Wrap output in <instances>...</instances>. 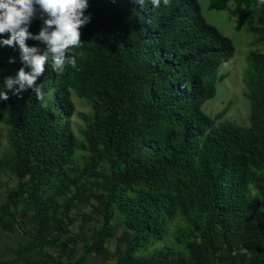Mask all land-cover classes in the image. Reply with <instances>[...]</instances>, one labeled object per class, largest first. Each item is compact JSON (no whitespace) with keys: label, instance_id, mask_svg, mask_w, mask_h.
Wrapping results in <instances>:
<instances>
[{"label":"trees","instance_id":"1","mask_svg":"<svg viewBox=\"0 0 264 264\" xmlns=\"http://www.w3.org/2000/svg\"><path fill=\"white\" fill-rule=\"evenodd\" d=\"M230 2L234 16L248 9L238 17L237 30L252 8L258 10L261 24L245 30L264 41V0H208V9ZM88 4L85 15L91 19L80 29L82 45L72 49L77 67L57 73L49 62L36 82L45 95L52 91V103L43 105L31 88L19 96L5 88L6 77L21 67L30 72L31 65L21 61L18 44H0V91L9 96L0 100L10 126L9 167L27 177L39 216L35 240L54 243L61 230L48 224L46 188L52 183L80 188L105 161L96 196L106 212L122 214L136 235L160 237L164 216L180 212L195 221L206 256L264 264V53L246 55L249 125L220 120L226 109L211 117L202 106L215 95L217 69L233 56L234 45L204 18L197 0H170L168 6L161 0L159 8L151 0L142 6L138 0ZM42 24L37 14L29 30L38 33ZM26 44L44 47L32 39ZM72 90L93 103L84 130L89 153L81 167L72 162L73 134L56 124L57 109L73 111ZM250 184L263 203L249 196ZM157 259L172 264L165 256Z\"/></svg>","mask_w":264,"mask_h":264},{"label":"rangeland","instance_id":"2","mask_svg":"<svg viewBox=\"0 0 264 264\" xmlns=\"http://www.w3.org/2000/svg\"><path fill=\"white\" fill-rule=\"evenodd\" d=\"M204 18L234 45L233 56L217 69L216 93L204 102L203 111L214 117L226 109L220 120H230L243 126L249 125V100L243 82L246 69V55L250 52L264 53V41L245 27L261 24L256 8L241 29H236L238 17L248 9L241 8L232 15L233 3L224 9H208V0H197ZM54 96L49 91L42 100L43 105L52 103ZM73 111L70 115L56 110V124L69 130L74 136L72 162L81 167L88 158L85 126L92 120L93 103L71 91ZM10 126L5 111L0 106V264H141L133 259L142 258L162 264L158 256H165L168 263L177 264L183 260L202 261L200 264H228L213 254H204V242L192 217L180 212L165 215L162 219L163 232L160 237L141 238L130 228L125 217L117 212H106L97 194V186L107 173L105 161L99 166L96 176L89 178L80 188L70 184L61 187L52 183L45 191L46 218L49 226L61 227L54 243L35 240L39 232V216L36 203L28 196L27 177L20 176L9 167L11 146ZM96 192H95V191ZM17 193V194H14ZM249 196L257 203H263L262 195L253 184L248 188ZM129 191V196L136 197ZM50 226V229H51ZM71 240H66L67 237ZM208 251V250H207ZM173 259V260H172ZM193 264V263H192Z\"/></svg>","mask_w":264,"mask_h":264},{"label":"clouds","instance_id":"3","mask_svg":"<svg viewBox=\"0 0 264 264\" xmlns=\"http://www.w3.org/2000/svg\"><path fill=\"white\" fill-rule=\"evenodd\" d=\"M138 2L142 6L145 0ZM151 3L159 8L161 0H151ZM163 4L170 5V0H163ZM88 7V0H0V44L10 47L18 44L21 61L31 65L30 72L21 67L14 77H6L5 88L18 96L31 88L36 98L43 100L45 93L36 82L45 72L47 63L50 62L57 73H63L66 67L75 69L77 58L72 49L82 45L80 29L91 19L85 15ZM37 14L43 24L38 33H33L29 28ZM6 33L9 35L4 38ZM28 39L44 45L43 50L39 46H28ZM9 63H14V59L10 57ZM8 99V92L0 91V100Z\"/></svg>","mask_w":264,"mask_h":264}]
</instances>
